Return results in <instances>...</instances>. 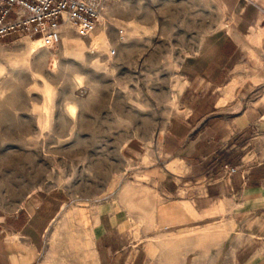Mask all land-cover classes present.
Here are the masks:
<instances>
[{"label": "crops", "instance_id": "crops-1", "mask_svg": "<svg viewBox=\"0 0 264 264\" xmlns=\"http://www.w3.org/2000/svg\"><path fill=\"white\" fill-rule=\"evenodd\" d=\"M221 1L156 151L102 202L0 214V264H264V0Z\"/></svg>", "mask_w": 264, "mask_h": 264}, {"label": "rangeland", "instance_id": "rangeland-1", "mask_svg": "<svg viewBox=\"0 0 264 264\" xmlns=\"http://www.w3.org/2000/svg\"><path fill=\"white\" fill-rule=\"evenodd\" d=\"M227 21L221 0H106L88 37L64 26L31 56L35 39L0 40V214L32 198L76 209L117 194L156 151L184 60Z\"/></svg>", "mask_w": 264, "mask_h": 264}, {"label": "built area", "instance_id": "built-area-1", "mask_svg": "<svg viewBox=\"0 0 264 264\" xmlns=\"http://www.w3.org/2000/svg\"><path fill=\"white\" fill-rule=\"evenodd\" d=\"M105 12L106 0H0V40L26 36L51 49L60 42L64 26L88 37ZM223 172L231 178L238 169L226 164Z\"/></svg>", "mask_w": 264, "mask_h": 264}, {"label": "bare ground", "instance_id": "bare-ground-1", "mask_svg": "<svg viewBox=\"0 0 264 264\" xmlns=\"http://www.w3.org/2000/svg\"><path fill=\"white\" fill-rule=\"evenodd\" d=\"M41 45V42H34L33 46L25 53L27 56H31V54L36 53V49Z\"/></svg>", "mask_w": 264, "mask_h": 264}]
</instances>
